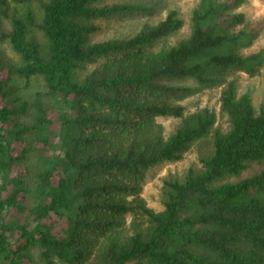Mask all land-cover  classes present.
Returning <instances> with one entry per match:
<instances>
[{"label": "trees", "instance_id": "obj_1", "mask_svg": "<svg viewBox=\"0 0 264 264\" xmlns=\"http://www.w3.org/2000/svg\"><path fill=\"white\" fill-rule=\"evenodd\" d=\"M96 1L0 0V264H264V168L225 181L264 162V103L255 111L224 79L264 67V46L242 52L264 18L236 12L244 0H199L175 44V10L92 42L99 19L134 10ZM184 79L224 83L226 132L207 108L174 103ZM164 117L180 119L168 136ZM211 132L202 168L163 181L162 208L149 207L147 170Z\"/></svg>", "mask_w": 264, "mask_h": 264}, {"label": "rangeland", "instance_id": "obj_2", "mask_svg": "<svg viewBox=\"0 0 264 264\" xmlns=\"http://www.w3.org/2000/svg\"><path fill=\"white\" fill-rule=\"evenodd\" d=\"M199 0H97L96 6L106 5H125L133 7L132 12L116 15L109 18L99 19L97 21L98 30L92 34V42H101L111 39L127 38L134 35L140 30L144 24H155L163 20L169 11L175 10L183 19L184 26L176 34L170 37L166 43L175 44L179 40L185 38L189 34V24L191 17V9ZM236 12H241L246 16L248 21H254L264 18V0H244L237 8ZM264 46V30L255 39L253 44L243 50L244 54H250ZM2 49V47H0ZM6 56L17 61L18 57L10 48L4 50ZM96 65L86 68L85 73L92 70ZM226 82L235 80L236 97L248 95L251 99L254 110H258L264 103V67L257 76L249 77L242 73H228L224 75ZM23 82H21V85ZM177 86L189 88L180 97L173 101L180 104L185 109V115L194 112L197 109L207 108L216 116L214 131L226 132L228 130V122L224 114L220 111V91L223 87L219 84L202 87L192 79H184L174 83ZM31 89V87H30ZM23 95L29 96V89L22 90ZM165 129V135L168 136L180 124V119L172 117L159 118ZM213 131V132H214ZM207 137L195 142L191 148L183 154L182 158L177 161L162 162L150 167L144 177L142 183L141 196L147 202V205L159 211L162 208V184L167 179H182L189 170L198 172L202 168V161L211 155L213 150L212 133ZM264 168V162L252 164L246 172L241 173L238 177H229L225 181L232 183L248 178L251 175ZM34 261L38 263V257L34 256ZM56 264H63L57 261ZM135 264V263H130Z\"/></svg>", "mask_w": 264, "mask_h": 264}]
</instances>
